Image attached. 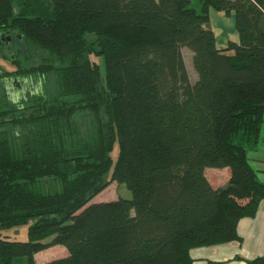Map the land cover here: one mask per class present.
Here are the masks:
<instances>
[{
  "label": "trees",
  "instance_id": "trees-1",
  "mask_svg": "<svg viewBox=\"0 0 264 264\" xmlns=\"http://www.w3.org/2000/svg\"><path fill=\"white\" fill-rule=\"evenodd\" d=\"M210 9L237 42L217 48ZM262 127L264 0H0V229L28 225L0 264H192L240 242ZM112 182L131 197L91 203Z\"/></svg>",
  "mask_w": 264,
  "mask_h": 264
},
{
  "label": "crops",
  "instance_id": "crops-1",
  "mask_svg": "<svg viewBox=\"0 0 264 264\" xmlns=\"http://www.w3.org/2000/svg\"><path fill=\"white\" fill-rule=\"evenodd\" d=\"M209 19L217 48L225 47L230 40L238 41L233 16L210 9ZM250 157L257 169V178L264 181V127L258 145L250 152ZM205 175L213 187L222 186L228 180L229 168H207ZM237 233L241 238L240 242L234 240L191 248L189 255L192 264H246V259L264 256V200H261L254 217H246L238 222Z\"/></svg>",
  "mask_w": 264,
  "mask_h": 264
},
{
  "label": "rangeland",
  "instance_id": "rangeland-1",
  "mask_svg": "<svg viewBox=\"0 0 264 264\" xmlns=\"http://www.w3.org/2000/svg\"><path fill=\"white\" fill-rule=\"evenodd\" d=\"M193 4H197V0H192ZM182 55L184 58V62L186 65V68L188 70V74L189 77L191 79L192 82H194V80L196 79V73L192 67V63H191V56H192V52L190 49H188L187 47H183L182 48ZM92 59L95 61H99L98 58L92 56ZM1 64L3 66H5L8 70L12 69V66L7 64V63H3L1 61ZM31 87H29L30 89ZM116 147L115 150L112 153V156L115 157L116 155ZM118 197H122V198H130L131 197V193L130 191L126 188V186L124 184H118L116 182H112L107 188H105L102 192H100L98 195H96L92 200L91 203L94 202H101V201H111V200H115ZM27 228L28 225H23V226H17L14 228H8V229H0V235L3 238H7L10 240H20V241H24L27 240ZM66 254V250L63 246H53L50 247L46 250H42L40 252H38L36 254V262L37 263H42L44 261H47L51 258H55V257H59L62 255ZM17 264H26L25 258H21L19 260V262H16Z\"/></svg>",
  "mask_w": 264,
  "mask_h": 264
}]
</instances>
